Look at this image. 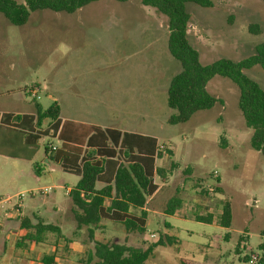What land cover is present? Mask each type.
Returning <instances> with one entry per match:
<instances>
[{"label": "rangeland", "instance_id": "rangeland-1", "mask_svg": "<svg viewBox=\"0 0 264 264\" xmlns=\"http://www.w3.org/2000/svg\"><path fill=\"white\" fill-rule=\"evenodd\" d=\"M16 1L25 4L26 0ZM187 10L191 15L189 39L203 65L220 59L239 62L264 42V1L219 0L213 8L190 3ZM251 24H258L262 33L252 34ZM167 41V19L143 6L141 0H101L72 14L37 11L24 26L12 25L0 13V108L15 106V99H9L7 93L11 85L38 87L42 96L38 102L48 107L60 88L68 87L70 79H78L86 89L85 98L72 105L63 99L64 116L154 136L162 144L164 155L171 145V160L191 171V175L185 171L179 174L176 182L190 175L187 186L198 184L197 193L189 190L186 210L190 215L204 212L200 207L204 203H216L220 211L226 202L231 205L233 219L228 230L183 224L193 232L167 231L179 242L158 247L148 263L181 264L182 259L201 262L205 257L208 261L210 256L221 255L219 264H251L243 258L264 256L259 248L264 244V156L251 147L253 130L246 126L239 108V89L229 79L215 77L208 91L222 103L198 112L186 123L169 124L173 111L168 106V85L181 66L171 56ZM245 73L264 89L262 68ZM23 98L24 107L34 105L31 97ZM215 171L220 185L213 178ZM11 177L10 173L0 174V195L12 189ZM157 181H161L159 176ZM201 181L206 186L218 185L215 192ZM55 192L61 202L69 200L64 190ZM160 195L156 201L159 208L161 200L171 194L163 189ZM44 203L52 202L45 196ZM148 230L155 231L157 239L141 235V246L144 241H157L159 233H164L155 222ZM225 234L228 240L223 239ZM108 235L118 242L123 238L117 228L110 229ZM207 235L221 242V251L203 244ZM240 238L245 245L241 244L237 254Z\"/></svg>", "mask_w": 264, "mask_h": 264}, {"label": "crops", "instance_id": "crops-1", "mask_svg": "<svg viewBox=\"0 0 264 264\" xmlns=\"http://www.w3.org/2000/svg\"><path fill=\"white\" fill-rule=\"evenodd\" d=\"M81 84L78 79H70L68 87L60 88L55 93L54 103L51 105L57 104L60 107L59 117L55 121L48 118L39 119V111H45L51 106L43 107L38 102L42 100V96L40 100H33V106H23V103H26L23 97H29L25 93L26 85L23 87L20 84H14L7 91L9 99H15V106L0 108V174H11L12 189L6 195H0V199L22 192L41 190V193L27 196L20 214H11L10 218H4L3 211L0 210L2 224L0 264H44L43 260L46 256H55L54 264H78L95 241H115V236L108 235L112 228H117L123 235L119 242H127L129 245L139 247L142 236L136 230V224L143 225L147 231L144 236L150 234L152 239H157L155 231L148 230L153 222L162 226L163 232L171 237L174 236L167 231L191 234L193 231L183 225L188 223L198 224L204 229L228 230L219 224L222 210H217L216 203L213 206L204 203L200 206L204 212L197 215L211 219L210 223L197 221L194 215L187 212V199L191 197L189 190L193 188L197 193L198 184L194 183L190 188L187 186L186 180L191 175L190 168L182 169L177 162L171 160L173 156L171 145H167L170 153L167 152L168 155H164L160 149L162 144L154 136L90 123L79 117L64 116L63 99H69L68 104L72 105L85 98L83 95L86 89L83 90ZM62 94H68V97H62ZM55 125L59 130L64 127L62 134L64 142L57 143L56 139L46 132L48 127ZM51 144L57 145L58 150H62L65 155L53 160L54 155L47 152V146ZM86 161L92 164L98 163L102 168L97 184L98 189L112 184L118 168L124 164L141 163L151 175L155 190L147 204L142 208H131L126 214L135 222V228L132 231L129 232L124 225L106 218L98 227L77 224L75 216L81 211L74 205L72 193L82 177ZM167 165L169 168H166ZM159 169L165 170V174L160 175ZM184 171L190 175L183 178L181 183L176 182V177ZM157 176L161 178L160 182L157 181ZM44 177L49 179L44 180ZM203 184L206 187L205 181H201V185ZM44 189H48L49 192L42 193ZM58 189L64 190L65 197L69 199L65 203L58 199V194L55 192ZM163 189L171 195L164 201L161 200L162 204L159 208L156 206V201H160L159 196L161 197L160 192ZM52 191L54 193L50 195ZM45 196L51 199V204L44 203ZM174 197L182 200V209L186 211L184 216L178 213L167 215L164 212L166 204ZM110 203L111 200L107 198L103 206L109 207ZM210 209H214L213 212ZM23 218H29L34 224L39 221L53 224L59 228V234L47 233L42 242L41 236L40 242L25 241L21 237L20 223ZM161 234L159 233L158 237ZM228 238V234L223 236L224 240ZM155 242L157 241L154 240L151 243ZM178 242L177 239L176 243ZM203 244L219 251L222 248L221 242L210 235H207ZM241 244L245 245L244 238H240V244L236 249L237 254L241 252ZM219 258L221 255L210 256L208 261L207 257L201 262L187 260L190 261L189 264H219L217 263Z\"/></svg>", "mask_w": 264, "mask_h": 264}, {"label": "trees", "instance_id": "trees-1", "mask_svg": "<svg viewBox=\"0 0 264 264\" xmlns=\"http://www.w3.org/2000/svg\"><path fill=\"white\" fill-rule=\"evenodd\" d=\"M101 0H26L25 4L16 0H0V13L15 26H24L28 23L32 13L43 10L72 14L78 10ZM127 2L129 0H116ZM219 0H141L145 7H151L167 19L168 50L171 56L181 66V71L172 78L169 83L168 106L173 111L169 117V124L176 125L188 122L195 114L214 108L222 101L208 91V84L215 77H223L232 81L239 89V108L242 111L245 124L253 130L251 147L264 156V89L245 72L254 67L264 70V42L255 48V53L239 62L230 59H220L211 64L203 65L200 54L189 39L188 28L191 15L187 10V4H195L203 8H213ZM264 1V0H261ZM249 30L252 34H261L258 24H251ZM60 107L51 105L45 111H39V119L48 118L57 120ZM63 129L55 126L48 127L46 132L59 130V142L63 141ZM52 137V136H51ZM47 152L54 155L53 160L62 158L65 154L62 150L52 152L47 146ZM167 152L170 153L169 150ZM102 168L100 164H92L86 161L83 173L75 190L72 193L74 205L81 211L75 216L79 226L98 227L103 219L112 220L125 226L129 232L135 228V222L130 216H126L131 208L145 207L155 187L152 185L151 175L145 166L134 162L121 165L118 168L112 184L102 189L97 188ZM160 175L165 170L159 169ZM220 180L217 179L219 184ZM218 189V188H217ZM205 193H209L207 190ZM111 200L109 207H104V201ZM167 215L178 213L185 215L182 209V200L179 197L172 198L165 206ZM197 221L210 223L211 219L196 216ZM232 208L226 202L222 208L219 224L224 228L232 225ZM22 239L25 241L41 242L47 233L59 234V228L43 221L34 224L29 218L21 220ZM34 230V232H31ZM136 230L140 235L146 234V229L141 224H136ZM264 235V233H263ZM35 236V238H33ZM177 239L162 233L155 243L144 246H132L127 242L111 240L95 241L88 249L86 255L78 264H149L156 249L167 244L176 243ZM264 251V244L259 246ZM44 264H54L55 256H46ZM244 261H250L245 257ZM190 261L182 259L181 264H189ZM258 264H264V256Z\"/></svg>", "mask_w": 264, "mask_h": 264}, {"label": "built area", "instance_id": "built-area-1", "mask_svg": "<svg viewBox=\"0 0 264 264\" xmlns=\"http://www.w3.org/2000/svg\"><path fill=\"white\" fill-rule=\"evenodd\" d=\"M188 30H189V28H188ZM25 93L29 97H31L33 100H40L41 99V95L39 94V88L34 86V85L26 87ZM50 136L55 138L57 143H59V130L58 131L51 130ZM49 147H50L52 152H55L58 150V146L55 144H51V145H49ZM213 178L216 182H217V179H219V175L216 171L213 174ZM217 186L218 185H215V186L214 185H207L206 187L209 189L210 192H215V189ZM47 192H49L48 189L42 190V193H47ZM39 193H41V190L40 191L22 192L20 194L12 196V197H6V198L0 199V210L3 211V217L4 218H10L11 214H20L21 209L23 208L24 199L29 195H34V194H39ZM1 227H2V224H1V219H0V229H1ZM259 260H260L259 255L252 254L250 256L251 264H257L259 262Z\"/></svg>", "mask_w": 264, "mask_h": 264}]
</instances>
